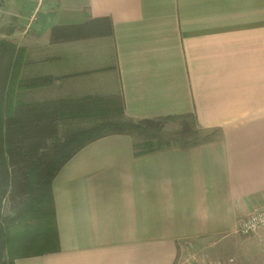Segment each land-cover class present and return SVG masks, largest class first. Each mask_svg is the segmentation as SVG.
<instances>
[{
    "label": "crops",
    "instance_id": "crops-1",
    "mask_svg": "<svg viewBox=\"0 0 264 264\" xmlns=\"http://www.w3.org/2000/svg\"><path fill=\"white\" fill-rule=\"evenodd\" d=\"M29 7L31 30L24 20L4 35L12 104L77 114L117 100L125 119L183 115L212 137L149 150L129 133L88 142L52 180L58 248L13 264H264V227L237 232L264 206V0Z\"/></svg>",
    "mask_w": 264,
    "mask_h": 264
},
{
    "label": "trees",
    "instance_id": "trees-1",
    "mask_svg": "<svg viewBox=\"0 0 264 264\" xmlns=\"http://www.w3.org/2000/svg\"><path fill=\"white\" fill-rule=\"evenodd\" d=\"M12 47V44L0 39V84L8 81V72L4 76L3 72L7 57L12 62ZM10 67L11 63L8 69ZM45 80L39 79V83ZM22 82L23 86H32L38 79ZM0 89L4 94H0L4 96V102L0 103V111H3V117H0L4 118L0 122V209L7 200L14 211L12 215L0 216V264H13L12 259L17 256L37 255L58 248L52 180L63 164L92 140L110 133H131L126 123L114 124L106 130L102 126L74 131L48 158L43 151L48 148V142L57 137L59 122L70 118L68 115L73 113L72 107L47 102L15 106L11 100L10 83L6 90L3 87ZM158 120L141 119L137 122L147 127ZM182 130L190 133L193 128L183 122ZM149 149L152 148L145 150ZM47 216L50 217L51 228H44L41 236L34 235V230L31 231L34 221ZM8 252L12 254V259L7 261L5 255Z\"/></svg>",
    "mask_w": 264,
    "mask_h": 264
},
{
    "label": "rangeland",
    "instance_id": "rangeland-1",
    "mask_svg": "<svg viewBox=\"0 0 264 264\" xmlns=\"http://www.w3.org/2000/svg\"><path fill=\"white\" fill-rule=\"evenodd\" d=\"M38 0H4V3L0 5V39L5 40V34L8 35L11 27L20 26L21 22H25L20 26L23 31L29 32L31 26L35 21V16L33 10L29 7L31 3L36 4ZM18 22V23H17ZM15 26V27H16ZM4 38V39H3ZM9 40V39H8ZM7 41V40H5ZM11 41V40H9ZM7 41V42H9ZM12 44L11 42H9ZM9 58L7 57V64H5L3 76L8 72L10 74L11 67ZM8 80V79H7ZM11 80H4L6 82L4 85L0 84V88L3 87L6 90ZM0 94L2 90L0 89ZM4 95V94H3ZM0 95V103L4 102V96ZM2 108V106H0ZM121 103L117 100H105L100 102H91L85 105L83 109H77V114L75 112L66 121H61L58 124V133L55 139L48 142V148L43 151L50 158L59 147L60 143L65 141V139L74 131H81L83 129H91V127H104V130L111 128L114 124H125L127 130L135 137L138 142L140 150H145L148 148H155L164 144H191L200 140H206L211 138L212 133L207 135L197 133L196 129L192 127V119L189 117L181 116H171L164 117L161 120L155 121L152 125L147 127L138 124L137 121H132L130 119H125L121 115ZM0 116L3 117V111H0ZM0 117V118H1ZM2 119V120H1ZM0 122L4 118H1ZM125 121V122H124ZM183 122L188 123L193 130L190 133L184 132ZM0 150H1V133H0ZM43 159V158H42ZM64 165V164H63ZM14 214V211L10 209V205L7 200L3 202L2 208L0 209V216L6 217L8 215ZM50 217L39 218L34 221V226L31 228L34 235H43V229H50L52 225ZM6 260L12 259L11 253H6ZM18 257V256H17ZM20 257V256H19ZM14 259V258H13ZM12 261L14 262V260ZM10 264V263H7Z\"/></svg>",
    "mask_w": 264,
    "mask_h": 264
},
{
    "label": "built area",
    "instance_id": "built-area-1",
    "mask_svg": "<svg viewBox=\"0 0 264 264\" xmlns=\"http://www.w3.org/2000/svg\"><path fill=\"white\" fill-rule=\"evenodd\" d=\"M261 227H264V206L242 219L238 223L237 232L243 236H251Z\"/></svg>",
    "mask_w": 264,
    "mask_h": 264
},
{
    "label": "flooded vegetation",
    "instance_id": "flooded-vegetation-1",
    "mask_svg": "<svg viewBox=\"0 0 264 264\" xmlns=\"http://www.w3.org/2000/svg\"><path fill=\"white\" fill-rule=\"evenodd\" d=\"M4 3V0H0V5H2Z\"/></svg>",
    "mask_w": 264,
    "mask_h": 264
}]
</instances>
